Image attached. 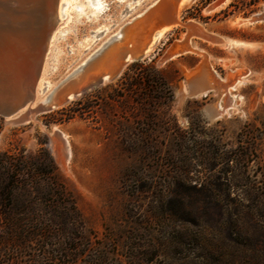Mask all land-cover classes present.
Instances as JSON below:
<instances>
[{"label": "rangeland", "instance_id": "rangeland-1", "mask_svg": "<svg viewBox=\"0 0 264 264\" xmlns=\"http://www.w3.org/2000/svg\"><path fill=\"white\" fill-rule=\"evenodd\" d=\"M233 1L178 16L165 0L58 1L41 98L113 40L177 24L118 77L28 122L0 120V153L47 149L82 220L59 252L39 236L0 243V264H264V0L225 16Z\"/></svg>", "mask_w": 264, "mask_h": 264}, {"label": "water", "instance_id": "water-1", "mask_svg": "<svg viewBox=\"0 0 264 264\" xmlns=\"http://www.w3.org/2000/svg\"><path fill=\"white\" fill-rule=\"evenodd\" d=\"M58 1L0 0V120L7 123L28 122L29 111L36 109L30 107L31 91L22 93L14 89L11 82L18 69H29L34 72L32 86L36 85L47 44L57 21ZM180 1L165 0L174 13ZM175 25L174 17L168 15L150 30L144 41L132 40L119 46L113 40L62 81L60 86L69 80L71 83L64 86L59 97H53L37 109L39 112H48L59 108L82 94L85 88L118 77L128 63L148 58L146 46L152 31ZM93 69L98 70L96 75L86 77L87 72Z\"/></svg>", "mask_w": 264, "mask_h": 264}, {"label": "trees", "instance_id": "trees-1", "mask_svg": "<svg viewBox=\"0 0 264 264\" xmlns=\"http://www.w3.org/2000/svg\"><path fill=\"white\" fill-rule=\"evenodd\" d=\"M259 1L253 0L245 5L254 6ZM238 7V0H234L222 12L227 16L232 12H229L230 8ZM146 78L149 84L151 77ZM157 78L163 81V86L166 85L162 76ZM81 223L75 200L59 180L47 149L41 148L34 155L24 151L0 153V243L12 242L25 247L27 242L39 236L42 242L50 239L58 244L59 252L58 246H62V242L66 244L74 240V233L79 231ZM76 249L77 246L73 245L62 254L69 256L70 250ZM53 263L58 262L53 260ZM72 263L75 262L66 264Z\"/></svg>", "mask_w": 264, "mask_h": 264}, {"label": "bare ground", "instance_id": "bare-ground-1", "mask_svg": "<svg viewBox=\"0 0 264 264\" xmlns=\"http://www.w3.org/2000/svg\"><path fill=\"white\" fill-rule=\"evenodd\" d=\"M194 0H181L180 1V4H179V7H178V10L175 14H177L178 16V13L180 14V11L186 7L189 3H192ZM92 4L94 6H99V10L102 8V4L100 2V0H92ZM90 5V4H89ZM180 16V15H179ZM179 18V17H178ZM180 19V18H179ZM177 24V22H176ZM180 24V23H179ZM174 27V26H173ZM172 27V28H173ZM171 28V27H170ZM170 28H167V27H161L159 28L157 31L153 32L151 34V37H150V40L149 42L147 43V46H146V55L148 56V52H150L153 47L155 46V44L157 43L156 41L161 38L164 34H165V30L166 29H170ZM120 32H118L115 36H113L111 39L117 37V35H119ZM98 35V34H97ZM106 44V43H105ZM104 44V45H105ZM9 55V53H8ZM94 55V54H93ZM92 55V56H93ZM90 56V58L92 57ZM88 58L86 60V62L90 59ZM86 62H84L83 64H85ZM82 64V65H83ZM82 65H80L78 68H80ZM42 67V66H41ZM77 70V69H76ZM43 74H44V69L41 68L40 70V74H39V77H38V80H37V83L35 86H32V83H33V80H34V72L32 73L29 69H18V71H16V76L15 78H13V82H11L12 84V87L14 89H17V90H20L22 93H25L27 92L28 90L31 91V104H30V107L32 108H36L34 110H30V114H29V119H34V117L39 113V109H37V107H41V104H45L47 103L50 99H52L53 97H59L60 94L56 95V96H52V93H50L47 97H43L41 98L40 97V91H41V88L43 86ZM105 81H107V79H105ZM34 89V90H33ZM71 99H74V98H71ZM68 103V102H67ZM66 103V104H67ZM25 110V109H24ZM8 123H14V122H8ZM55 130V129H54ZM58 129H56L57 131ZM60 134V133H59ZM66 136V135H65ZM61 140L58 136H54L53 140L51 141V144H52V147H53V150L58 154L59 156V159L62 161V162H65L67 163L71 157V149H70V145H69V142L68 140H66V142H63V148H62V152H60L58 150V141ZM58 142V143H57ZM58 144V145H57ZM61 144V143H60Z\"/></svg>", "mask_w": 264, "mask_h": 264}, {"label": "flooded vegetation", "instance_id": "flooded-vegetation-1", "mask_svg": "<svg viewBox=\"0 0 264 264\" xmlns=\"http://www.w3.org/2000/svg\"><path fill=\"white\" fill-rule=\"evenodd\" d=\"M99 34V33H98Z\"/></svg>", "mask_w": 264, "mask_h": 264}]
</instances>
